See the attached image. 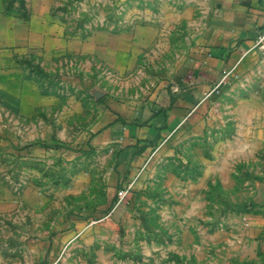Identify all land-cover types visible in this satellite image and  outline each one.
I'll return each instance as SVG.
<instances>
[{
  "label": "rangeland",
  "instance_id": "1",
  "mask_svg": "<svg viewBox=\"0 0 264 264\" xmlns=\"http://www.w3.org/2000/svg\"><path fill=\"white\" fill-rule=\"evenodd\" d=\"M186 1L13 0L65 20L84 49L21 58V96L0 94V264H264V71H232L128 180L99 139L107 109L176 71L201 28L193 6L194 30L173 26ZM110 26L133 32L115 54L91 49Z\"/></svg>",
  "mask_w": 264,
  "mask_h": 264
},
{
  "label": "crops",
  "instance_id": "2",
  "mask_svg": "<svg viewBox=\"0 0 264 264\" xmlns=\"http://www.w3.org/2000/svg\"><path fill=\"white\" fill-rule=\"evenodd\" d=\"M12 2L0 0V94L18 100L21 96L18 83L23 72L21 58L31 60L40 53V56L49 57L53 48H59L62 54L69 46L76 55L82 56L84 48L78 32L69 34L65 20L55 19L50 11L40 15L34 11L24 13ZM186 2L190 4L185 12L172 11L173 26H181L182 30L186 24L190 32L194 30L197 20L189 9L193 6L194 10L200 8L202 11V20L197 25L201 28L189 39L185 55L176 53L181 57L176 71L167 76L160 91L145 100L132 99L113 106L100 119L99 139L117 147L114 170L120 181L131 178L141 165V158L151 151L156 141L178 129L214 94L213 91L223 88L222 83L232 78V71L250 67L264 71V51L254 46L264 27V0ZM149 16L154 17L156 24L158 20L162 25L168 23L164 10ZM112 28L96 30V41L91 49L98 52L106 48L114 54L121 50L126 40L124 35L132 33L133 29L115 31ZM162 29L164 27H157V34L162 35ZM225 70L232 71L224 77ZM5 82L9 84L5 86ZM7 87L10 88L5 89ZM262 111L258 106L255 113ZM258 135L264 137V126L258 129Z\"/></svg>",
  "mask_w": 264,
  "mask_h": 264
},
{
  "label": "built area",
  "instance_id": "3",
  "mask_svg": "<svg viewBox=\"0 0 264 264\" xmlns=\"http://www.w3.org/2000/svg\"><path fill=\"white\" fill-rule=\"evenodd\" d=\"M262 49L264 51V27L259 31L255 45ZM232 70H225L224 71V77H226L228 74H230ZM129 188H121L118 191V194L121 199L124 198L128 194Z\"/></svg>",
  "mask_w": 264,
  "mask_h": 264
}]
</instances>
